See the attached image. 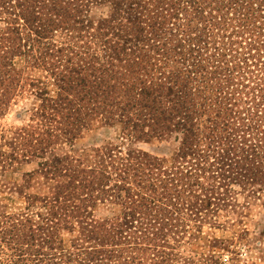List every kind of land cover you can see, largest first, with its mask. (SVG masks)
<instances>
[{
  "label": "trees",
  "instance_id": "16d2710c",
  "mask_svg": "<svg viewBox=\"0 0 264 264\" xmlns=\"http://www.w3.org/2000/svg\"><path fill=\"white\" fill-rule=\"evenodd\" d=\"M100 7L105 15L92 17ZM14 58L49 74L55 97L43 82L22 80ZM26 85L40 101L37 124L0 125V140L13 139L21 160H44L37 165L51 179L72 159L50 148L75 137L84 117L120 124L124 141L174 134L177 147L161 160L103 146L77 179L63 169L65 188H52L41 205L48 234L16 246L22 253L12 264L45 256L49 264H113L123 240L157 248L163 227L189 228L199 208L234 201V186L253 199L264 194V0H0V119ZM107 202L119 213L98 223L91 210ZM69 220L84 227L64 250L51 233L70 228ZM89 240L95 245L85 247Z\"/></svg>",
  "mask_w": 264,
  "mask_h": 264
},
{
  "label": "rangeland",
  "instance_id": "374dc122",
  "mask_svg": "<svg viewBox=\"0 0 264 264\" xmlns=\"http://www.w3.org/2000/svg\"><path fill=\"white\" fill-rule=\"evenodd\" d=\"M105 11L106 8L102 7L93 9L91 16L97 19L104 16ZM13 66L22 74V80L31 78L34 82H43L48 95L55 97L57 88L53 85L49 74L33 69L31 64L24 62L22 58H14ZM39 103L35 91L26 85L12 100L6 114L0 119V125L3 129L11 131L23 126H36L37 119L33 117L32 111ZM83 117L84 115L81 114L80 118ZM80 124L82 127L78 128L75 137L60 136L50 148L56 157L65 156L69 160L72 159L70 166L58 168L62 178L51 179L53 177L51 174L47 175L46 171H41L37 163L44 160L35 157L21 160V156L17 155L19 147L14 144L13 139L0 140V150L7 154L3 153L0 161L3 156L8 157L7 164L3 168L0 163V264H12L16 255L22 253L17 252L21 247L20 244L22 247L31 244V235L35 236L38 244L40 240L45 239L44 236L48 233L44 230L45 217L41 214H44L45 210L41 205L45 196H51L52 188L59 186L60 191L65 188L68 178L63 169L68 168L73 178L77 179L79 174H76V171L81 172L92 166L95 150L103 146L112 148L122 146L123 152L141 150L161 160H170L177 147L174 134L170 138L130 142L120 138L121 126L118 123L105 124L99 118L91 116L84 117ZM44 158L51 159L49 155H45ZM15 160L21 161L17 163ZM56 170H49V173H55ZM233 188L236 191L232 195L234 201H226L223 204L218 202L217 208H199L200 212H194L186 221L189 228L171 225L163 227L165 242L160 243L157 248L143 246V250H140L135 248L133 239L123 240L122 250L119 249L120 252L114 255L113 264H264V194L257 196L258 199H253L248 197L247 191H241L235 186ZM254 190L259 188L255 187ZM33 197L37 200L34 201ZM72 202L77 201L73 199ZM28 203L34 204L29 211L26 210ZM91 211V218L101 223L112 216H117L119 207L107 202L94 206ZM36 213L40 215L37 217ZM69 221L70 228L68 227L67 230L58 227V230L53 229L51 233L52 237L56 236L60 239V247L64 250L75 244L78 234L84 227L83 223ZM123 231H127V235L131 236L134 229L123 228ZM14 236L20 237L19 243L13 240ZM35 241H32V244ZM78 242V244L82 243ZM85 244V247L94 246L95 242L89 240ZM32 246L33 248L30 249H40ZM40 251L43 254H53L44 247ZM37 258L40 260L38 264L50 262L45 259L46 256ZM102 263L110 264L107 261Z\"/></svg>",
  "mask_w": 264,
  "mask_h": 264
}]
</instances>
